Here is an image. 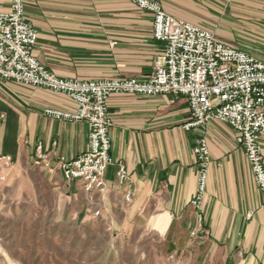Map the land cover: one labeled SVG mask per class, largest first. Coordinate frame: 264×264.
I'll use <instances>...</instances> for the list:
<instances>
[{
	"label": "crops",
	"instance_id": "obj_1",
	"mask_svg": "<svg viewBox=\"0 0 264 264\" xmlns=\"http://www.w3.org/2000/svg\"><path fill=\"white\" fill-rule=\"evenodd\" d=\"M25 1L27 19L38 31L34 56L60 78L144 80L164 54V43L153 35L152 15L130 1ZM157 1L168 15L264 61V0ZM10 3L0 0V13L8 12ZM48 109L74 113L77 105L63 94L0 81V159L41 169L85 219L98 217L125 235L136 231L165 241L171 254H187L195 264H264V197L229 125L213 121L206 129L186 130L191 113L184 98L111 95L115 163L100 195L66 182L58 167L61 159L87 151L88 125L47 116ZM202 137L211 165L200 211L205 229L194 239L191 202L200 169L194 148ZM261 143L264 150V137ZM119 164L129 177L121 185ZM127 192L133 194L131 203Z\"/></svg>",
	"mask_w": 264,
	"mask_h": 264
},
{
	"label": "built area",
	"instance_id": "obj_2",
	"mask_svg": "<svg viewBox=\"0 0 264 264\" xmlns=\"http://www.w3.org/2000/svg\"><path fill=\"white\" fill-rule=\"evenodd\" d=\"M127 1L152 15L154 38L164 43L161 60L144 80L60 78L34 56L38 31L27 19L26 1L11 0L10 10L0 13V81L65 95L77 105V110L63 113L48 109L45 115L89 127L87 151L71 161L59 162L64 180L79 182L89 194L107 191L106 174L115 163L111 156L113 122L108 109L111 95H172L189 104L191 121L184 126L186 130L206 129L211 122L219 121L236 132L237 145L264 197V61L218 42L209 31L168 15L157 0ZM40 150L41 147L38 153ZM194 152L200 169L191 205L200 211L211 165L206 137L196 141ZM7 160L11 162L10 158ZM128 179L125 167L119 164L118 183L124 184ZM132 199L133 194L127 192L126 202L131 203ZM197 220L201 229V214Z\"/></svg>",
	"mask_w": 264,
	"mask_h": 264
},
{
	"label": "rangeland",
	"instance_id": "obj_3",
	"mask_svg": "<svg viewBox=\"0 0 264 264\" xmlns=\"http://www.w3.org/2000/svg\"><path fill=\"white\" fill-rule=\"evenodd\" d=\"M200 211L194 239L205 229L203 216L198 229ZM172 251L142 232L125 235L98 217L85 219L41 169L0 159V264H195Z\"/></svg>",
	"mask_w": 264,
	"mask_h": 264
}]
</instances>
